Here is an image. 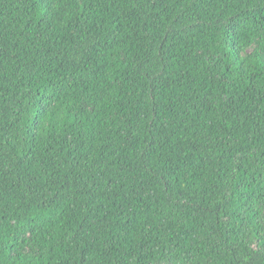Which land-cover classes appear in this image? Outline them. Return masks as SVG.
Wrapping results in <instances>:
<instances>
[{
  "label": "trees",
  "instance_id": "1",
  "mask_svg": "<svg viewBox=\"0 0 264 264\" xmlns=\"http://www.w3.org/2000/svg\"><path fill=\"white\" fill-rule=\"evenodd\" d=\"M0 264H264V0H0Z\"/></svg>",
  "mask_w": 264,
  "mask_h": 264
}]
</instances>
